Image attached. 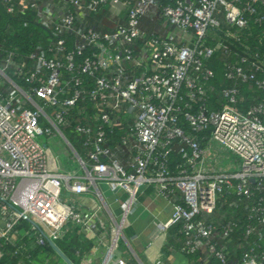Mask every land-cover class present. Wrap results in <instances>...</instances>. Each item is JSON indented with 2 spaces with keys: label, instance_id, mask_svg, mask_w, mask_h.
Returning <instances> with one entry per match:
<instances>
[{
  "label": "built area",
  "instance_id": "2783aa9c",
  "mask_svg": "<svg viewBox=\"0 0 264 264\" xmlns=\"http://www.w3.org/2000/svg\"><path fill=\"white\" fill-rule=\"evenodd\" d=\"M0 8L43 28L48 42L25 54L0 45V264L30 260L32 243L55 244L68 227L94 231L110 207L105 189L120 211L104 223L101 264L148 190L169 207L154 238L176 227L171 251L264 264V53L243 37L250 22L264 23V0H0ZM106 12L110 29L95 20ZM214 58L226 60L232 84H213ZM239 83L253 97L243 107ZM215 146L239 170H216ZM64 151L75 167L61 163ZM66 189L94 207L70 204Z\"/></svg>",
  "mask_w": 264,
  "mask_h": 264
},
{
  "label": "crops",
  "instance_id": "0c3cea01",
  "mask_svg": "<svg viewBox=\"0 0 264 264\" xmlns=\"http://www.w3.org/2000/svg\"><path fill=\"white\" fill-rule=\"evenodd\" d=\"M65 167L70 169L75 165L69 166L66 163ZM148 191L139 197V202L133 207L129 216L130 225L125 229L128 235L124 233L125 239L121 241L118 252L113 254L111 257L113 260L109 264H119V260H122L123 264H208L209 259L205 252L185 255L171 251L169 244L176 248L180 241L176 240L175 234L170 232L171 229L158 239L154 238L155 226L168 216L169 207L165 200L153 197ZM62 194L63 199L80 210L90 212L91 207L95 205L91 201V196L82 195L77 198L67 189L63 190ZM105 198L110 207L101 211L96 219L94 231L71 226L66 228L58 239L62 243L61 247L57 245L58 240L55 241V246L71 264H101L108 260L106 247L109 240L105 234L104 223L110 217V210L114 216L120 210L118 205L112 202L110 193L105 194ZM97 202L99 203L98 200ZM30 246L28 251L30 260H24L22 264H68L48 242L39 245L32 243Z\"/></svg>",
  "mask_w": 264,
  "mask_h": 264
},
{
  "label": "trees",
  "instance_id": "16d2710c",
  "mask_svg": "<svg viewBox=\"0 0 264 264\" xmlns=\"http://www.w3.org/2000/svg\"><path fill=\"white\" fill-rule=\"evenodd\" d=\"M107 12L102 14L100 18L96 19V22L99 23L101 20L102 22V28L103 24L106 22V16ZM23 17H17V16H11L6 14L1 8H0V45L2 51L4 50H12L16 53L25 54L29 52L30 50H34V48L37 45H46L47 42V32L33 24L30 23L27 26H23L22 22ZM104 29H110V27L105 26ZM248 35H244V42L249 45V47L254 50H259L261 53H264V23L262 24H255L253 22H250L249 24V31L247 32ZM232 48L239 50V51H246L245 47H243L240 43H236ZM3 54V53H2ZM19 57V56H18ZM20 58V57H19ZM16 61H19L18 58H15ZM233 60H237V58H233ZM225 59L218 58V59H211L207 61V65L213 70L214 72V79L213 84L217 85L218 87L224 86L227 84H232L233 82L226 81L223 77V71H224V65ZM29 64V62H27ZM30 65V64H29ZM12 69V68H10ZM16 81L19 83H23V81L19 80L18 77L14 76ZM238 86L241 89V95H242V105H248L253 97L250 96V92L247 90V84L239 83ZM217 97L216 95L214 96ZM68 134L69 139L72 141V144L76 149H79V138L70 131L69 128H66L65 130ZM177 150L173 149L169 153L170 156V165L173 166L174 162L178 161V154L176 152ZM240 209L238 208H230V211L233 213L235 217H237V212ZM243 218H241L240 224L243 222ZM171 233L176 234V227H172L170 230ZM47 244V243H45ZM57 245L59 247L62 246L61 241H57ZM46 247V245H45ZM48 249H50L49 245H47ZM237 248H232V252L230 257H236L238 255ZM10 260V259H9ZM14 264V260L12 259L10 261V264Z\"/></svg>",
  "mask_w": 264,
  "mask_h": 264
},
{
  "label": "rangeland",
  "instance_id": "374dc122",
  "mask_svg": "<svg viewBox=\"0 0 264 264\" xmlns=\"http://www.w3.org/2000/svg\"><path fill=\"white\" fill-rule=\"evenodd\" d=\"M2 83V80L0 79V84ZM64 133L68 136L67 132L64 131ZM39 142H46V137H38ZM58 151L57 148L49 150L48 153V159H49V169L52 170V168L55 166L54 163V154ZM52 152V153H51ZM212 154L213 157L217 158L212 164L215 167L216 170L220 169L221 171H237L239 170V162L240 160L230 151L223 150L219 147L212 148ZM61 163H66L68 160V156L66 155V151H64L63 155H61ZM105 189V188H104ZM105 194L108 195L109 192L105 189ZM126 235H128L127 230L125 231ZM122 243V242H121ZM123 247V245H122ZM125 248V247H123Z\"/></svg>",
  "mask_w": 264,
  "mask_h": 264
},
{
  "label": "water",
  "instance_id": "95a60500",
  "mask_svg": "<svg viewBox=\"0 0 264 264\" xmlns=\"http://www.w3.org/2000/svg\"><path fill=\"white\" fill-rule=\"evenodd\" d=\"M51 244V246L58 252V254H60L64 259H65V261L68 263V264H71L70 262H69V260H67L66 258H65V256L60 252V250L55 246V244L54 243H50Z\"/></svg>",
  "mask_w": 264,
  "mask_h": 264
}]
</instances>
